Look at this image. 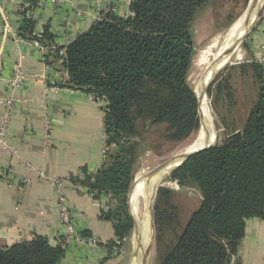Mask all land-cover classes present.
Segmentation results:
<instances>
[{
	"label": "trees",
	"instance_id": "1",
	"mask_svg": "<svg viewBox=\"0 0 264 264\" xmlns=\"http://www.w3.org/2000/svg\"><path fill=\"white\" fill-rule=\"evenodd\" d=\"M27 1L32 7L39 0ZM207 2L132 0L131 16L105 13L45 58L51 66L61 61L64 79L55 87L92 94L105 102L106 146L115 151L106 156L93 180L80 183L91 192L110 196L112 206L101 217L114 222L119 240L130 235L133 220L125 208L113 209V201L126 199L137 144L155 126L165 124L175 132L195 127L198 102L187 83L191 28L195 12ZM33 25L25 17L18 35L43 46L53 43L48 30L41 37L33 36ZM247 67L255 73L257 91L243 123L227 126L222 145L195 154L171 174L179 185H193L200 202L184 224L179 222L173 240L164 245L157 239V264H229L244 236L246 220H264V76L260 64ZM63 254L61 246L36 237L0 249V264H59Z\"/></svg>",
	"mask_w": 264,
	"mask_h": 264
},
{
	"label": "crops",
	"instance_id": "2",
	"mask_svg": "<svg viewBox=\"0 0 264 264\" xmlns=\"http://www.w3.org/2000/svg\"><path fill=\"white\" fill-rule=\"evenodd\" d=\"M131 1L66 0L57 6L52 0H39L30 7L27 0H0V99L10 95L6 80L15 70L26 78L13 93L10 142L15 153L0 149V168L13 184L0 180V249L43 237L51 246L63 248L59 264H129L126 244L115 236L114 222L101 217L112 206L110 196L91 192L80 183L93 180L106 156L114 152L111 146L104 153L105 102L92 94L56 88L64 79L61 61L45 70V58L105 13L131 16ZM25 17L34 22L33 36L41 37L45 30L53 36L52 51L47 49L50 45L18 35ZM263 43L264 18L248 40L246 61L258 62ZM54 180L62 181L77 233L97 240L96 246L70 240L58 222ZM229 264H264V220H246L244 236Z\"/></svg>",
	"mask_w": 264,
	"mask_h": 264
},
{
	"label": "rangeland",
	"instance_id": "3",
	"mask_svg": "<svg viewBox=\"0 0 264 264\" xmlns=\"http://www.w3.org/2000/svg\"><path fill=\"white\" fill-rule=\"evenodd\" d=\"M249 2L250 0H208L203 7L195 12L191 28L193 53L187 72V83L194 94L201 73L200 68L197 66L200 52L207 45L209 46L214 39L225 34L228 28L243 15L249 6ZM263 18L264 1L262 6L258 8L257 18L251 31L242 40L239 48L231 58V62L205 91L214 117V127L219 138L214 146L222 145L227 140V126L230 128L232 123L235 122V126L239 127L243 123L250 103L256 97L255 73L250 67H247L251 63L246 61V52L248 51V40L255 26ZM201 131L202 126L198 111L195 127L189 132L182 130L175 132L174 129L165 124L152 127L145 135V141L138 143L134 151L131 165V182L126 199L113 201V209L125 208L126 213L131 216L130 209L133 206L132 189L139 173L153 170L163 161L173 156L174 152L192 144ZM106 139L104 133V153L107 148ZM106 154L108 153L106 152ZM171 174L160 182L155 196L152 212L154 240L149 264H157L159 256L156 245L157 239L163 240L164 245L173 240V234L179 233V222L181 225L184 224L190 213L197 208L200 202V193L193 185L190 183L179 185L177 181L172 180ZM131 192L132 195L130 196ZM133 232L132 228L130 235L125 237L123 242L126 244L124 251L128 259H130L133 251ZM160 249L162 252L164 251L162 246H160Z\"/></svg>",
	"mask_w": 264,
	"mask_h": 264
},
{
	"label": "water",
	"instance_id": "4",
	"mask_svg": "<svg viewBox=\"0 0 264 264\" xmlns=\"http://www.w3.org/2000/svg\"><path fill=\"white\" fill-rule=\"evenodd\" d=\"M253 9H255L254 18L249 21L247 17L249 16V14L251 13ZM257 12H258V8H256V6L254 5V0H250L248 8L244 12V14L247 17L243 23V26H244L243 34L241 35V37L238 38L237 41L233 42L230 48L222 50L221 49L222 46L219 47V49L216 52L217 56L214 60V62L217 61V65L214 68L212 67L211 71L208 72L209 78H208V82H207L205 89H207L216 80L217 76L228 65L227 62L233 57L237 47H239L242 40L251 31L253 24L257 18ZM196 98L198 102V112L200 116V100L197 95H196ZM200 120H201V126L203 130L202 139H201L202 143L199 146H195V143L198 140V137H197L192 144L187 146L189 147L187 150L181 151L178 154L171 156L170 158H168L167 160L163 161L161 164L156 166L155 168H157L159 172V177L157 178L154 184L155 191L153 195L151 196L149 201L146 202L141 216L135 215L131 212V217L133 220V230H134L133 233L136 235L137 241H136V244H134V241L132 242L133 251H132L129 264H149L152 244L154 240L153 239V218H152L153 205L155 201L156 192L159 187V183L161 182L162 177L164 175V171L167 170L168 168H172V171H174L175 169L180 167L185 161H187L190 157L194 156L195 154L205 149L214 147V145L209 144V137H210V133L212 130L211 129L212 126L210 127L207 123H204L203 120L201 119V116H200ZM147 123L149 124L150 122L148 121ZM147 228L149 229V232L145 235Z\"/></svg>",
	"mask_w": 264,
	"mask_h": 264
},
{
	"label": "bare ground",
	"instance_id": "5",
	"mask_svg": "<svg viewBox=\"0 0 264 264\" xmlns=\"http://www.w3.org/2000/svg\"><path fill=\"white\" fill-rule=\"evenodd\" d=\"M264 0H254V5L256 8H259L262 6ZM250 3V2H249ZM247 9V8H246ZM258 13V12H257ZM255 14V9L251 11L249 16L247 17L244 13L243 15L238 18L225 32L224 35L220 38H216L212 41V43L200 52L198 59H197V66L200 68L201 73L199 75V78L196 83V88H195V93L199 97L200 100V116L201 119L203 120L204 123H207L211 127V133L209 137V144L210 145H215L218 142V133L215 130V124H214V117L212 115L208 99L206 96V85L208 82V72L211 71V68L215 67L217 65V61L214 62L216 56H217V50L219 49L220 46H222V50H225L227 48H230L232 46L234 41H237L239 37L243 34V23L246 19V17L250 20L254 18ZM222 43V44H221ZM239 47H237L238 49ZM236 49V50H237ZM235 50V51H236ZM199 53V52H198ZM231 59L227 62L229 64ZM214 129V130H213ZM221 131V130H220ZM202 134L203 130L199 133L198 135V140L195 143V146H199L202 142ZM189 147H185L184 149L174 152V154H178L181 151L187 150ZM173 154V155H174ZM172 168H168L167 170L164 171V175L162 177L163 181L169 174H171ZM159 177V172L157 168H154L151 171H142L139 173L137 179L135 180L134 183V190L133 191V197H132V208L131 212L135 215L141 216L145 207V204L151 196L154 193V184ZM160 184V183H159ZM132 195V192L130 196ZM129 203H130V198H129ZM149 232V229L147 228L145 235ZM134 244H136V235L134 234L133 238Z\"/></svg>",
	"mask_w": 264,
	"mask_h": 264
},
{
	"label": "built area",
	"instance_id": "6",
	"mask_svg": "<svg viewBox=\"0 0 264 264\" xmlns=\"http://www.w3.org/2000/svg\"><path fill=\"white\" fill-rule=\"evenodd\" d=\"M65 1L66 0H52V2L57 6H60ZM77 15H81V13L79 12ZM54 48L55 46L47 47V49H50L51 51ZM259 49H260L259 50L260 56H258L257 58L258 62L256 63L262 65L264 70V43L260 46ZM1 68H2V55L0 52V73H1ZM51 68L52 66L46 63L45 61V70H50ZM25 80L26 78L22 74V72L19 69L15 70L13 74L6 80V85L10 92V95L0 99V105L2 108V112L0 115V149L9 151L12 155L15 153V151L13 150L12 144L10 142V126L13 120V111L16 103V99L13 96V93L19 87H21V85L25 82ZM101 100L104 102L103 99ZM0 180L6 182L7 184H9V186H13L11 182V178L1 168H0ZM53 183L57 190L56 203H55L57 220L67 230V233L69 235L68 237L70 238V240H73L78 244H83L87 246H96L97 240L93 238H84L83 236L77 233L78 229L76 226V222L72 215L70 203L62 187V181L54 180Z\"/></svg>",
	"mask_w": 264,
	"mask_h": 264
}]
</instances>
